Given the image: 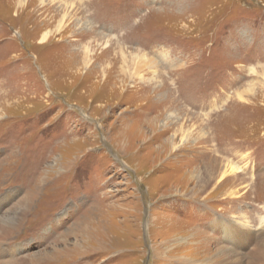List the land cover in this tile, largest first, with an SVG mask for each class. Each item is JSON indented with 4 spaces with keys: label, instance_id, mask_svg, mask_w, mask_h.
Returning <instances> with one entry per match:
<instances>
[{
    "label": "rangeland",
    "instance_id": "rangeland-1",
    "mask_svg": "<svg viewBox=\"0 0 264 264\" xmlns=\"http://www.w3.org/2000/svg\"><path fill=\"white\" fill-rule=\"evenodd\" d=\"M21 211L0 264H259L264 0H0Z\"/></svg>",
    "mask_w": 264,
    "mask_h": 264
},
{
    "label": "bare ground",
    "instance_id": "bare-ground-1",
    "mask_svg": "<svg viewBox=\"0 0 264 264\" xmlns=\"http://www.w3.org/2000/svg\"><path fill=\"white\" fill-rule=\"evenodd\" d=\"M87 52L88 51H86V54H87ZM144 60V59H143ZM141 62V61H140ZM148 62V61H147ZM139 63V62H138ZM157 63V62H156ZM154 64V63H153ZM146 65V64H145ZM137 66V65H136ZM153 67V66H152ZM167 67V66H166ZM138 70V69H137ZM145 76V75H144ZM24 215H25V212H23V211H21V213H19V214H16V217H15V219L13 220V222H9L10 223V225L9 224H5V225H0V241L1 240H3V239H5L6 237H7V235H8V233L9 232H14L16 229H18L19 228V226L21 225L20 223H19V219L20 220H22V218L24 217ZM5 221V220H4ZM88 231V230H87ZM0 252H2L1 250H0ZM228 261V260H227ZM226 261V262H227ZM224 263V261H221V263L220 264H223ZM241 263H242V261H241ZM203 264H207L206 262H203ZM250 264H256V262H254L253 261V259H251V262H250ZM259 264H264V258L262 259V261L259 263Z\"/></svg>",
    "mask_w": 264,
    "mask_h": 264
}]
</instances>
